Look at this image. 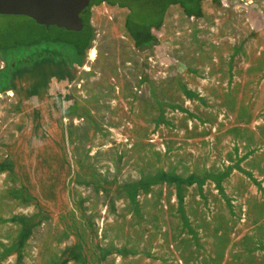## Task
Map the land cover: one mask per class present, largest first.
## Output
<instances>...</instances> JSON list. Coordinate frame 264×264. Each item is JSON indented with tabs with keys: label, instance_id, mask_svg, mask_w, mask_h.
Here are the masks:
<instances>
[{
	"label": "rangeland",
	"instance_id": "1",
	"mask_svg": "<svg viewBox=\"0 0 264 264\" xmlns=\"http://www.w3.org/2000/svg\"><path fill=\"white\" fill-rule=\"evenodd\" d=\"M200 6L136 48L129 10L93 5L80 64L26 57L0 92V264H264V0Z\"/></svg>",
	"mask_w": 264,
	"mask_h": 264
},
{
	"label": "trees",
	"instance_id": "2",
	"mask_svg": "<svg viewBox=\"0 0 264 264\" xmlns=\"http://www.w3.org/2000/svg\"><path fill=\"white\" fill-rule=\"evenodd\" d=\"M155 1H159L157 3L160 5L159 13L153 15L149 14L147 16L137 14L131 3L121 1L115 2L111 0H94L91 3V6L106 2V4L109 6L117 5L120 8H127L129 10V14L126 17L125 28L134 41V46L136 48H143L144 46L156 40L152 35L151 30L159 29L161 27L164 14L170 6L178 5L187 17L201 16L200 4L203 0H154V2ZM213 1L216 3L220 2V0ZM139 3H142V1H139ZM34 24L36 23L34 22ZM39 27L42 28V31L40 32L41 34L39 33L34 36H28L26 38H17V35L15 36L13 34L8 36L5 32L0 31L1 37L4 38L0 39V56L6 64L5 68L0 71V92L5 90L6 88V90L11 89L8 88L9 86H11L10 80L17 70L23 68V63L26 61L27 56L34 60L35 63L39 62V64H42V62L44 61H49V58L53 59V63L66 62V60L68 59L67 57H69V59L72 58V62L75 61L80 64L85 51L90 48V44L93 38V29L89 22V11H87V14L83 17V27L78 32L67 31L65 29H59L56 27ZM55 30H57V32L53 33ZM5 43H9V45L7 46L5 45ZM8 48L9 50L7 53L6 50ZM17 49L22 50L20 56L14 55L15 53H17V51H15ZM55 52L57 54H55ZM4 71L5 73H8H4L2 75L1 73ZM159 177L160 179H163L161 174H159ZM164 178L167 182L175 180L174 182H177L178 184L180 183L179 181H181L178 178H170L168 175L164 176ZM152 180L153 179H150V181ZM190 180H195V178H192ZM145 185V187H147V183H145ZM133 186L134 185H132L131 192H129L128 194L132 202L134 201V198L136 196V190ZM18 192L21 193L20 190ZM24 221L25 220H23V222ZM12 249L13 247L8 250L9 253ZM8 251H6L5 253H7Z\"/></svg>",
	"mask_w": 264,
	"mask_h": 264
},
{
	"label": "water",
	"instance_id": "3",
	"mask_svg": "<svg viewBox=\"0 0 264 264\" xmlns=\"http://www.w3.org/2000/svg\"><path fill=\"white\" fill-rule=\"evenodd\" d=\"M67 0H0V15L23 16L39 26L56 27L78 32L82 29V12L90 0L77 5L70 14L64 7Z\"/></svg>",
	"mask_w": 264,
	"mask_h": 264
},
{
	"label": "flooded vegetation",
	"instance_id": "4",
	"mask_svg": "<svg viewBox=\"0 0 264 264\" xmlns=\"http://www.w3.org/2000/svg\"><path fill=\"white\" fill-rule=\"evenodd\" d=\"M94 0H90L89 1V3L86 5V9L82 12V15H81V20H82V24H83V17L87 14V11H90V9H91V3L93 2ZM102 3H104V2H102ZM50 28V27H49ZM3 69V68H2Z\"/></svg>",
	"mask_w": 264,
	"mask_h": 264
},
{
	"label": "bare ground",
	"instance_id": "5",
	"mask_svg": "<svg viewBox=\"0 0 264 264\" xmlns=\"http://www.w3.org/2000/svg\"><path fill=\"white\" fill-rule=\"evenodd\" d=\"M95 54H96V53H95V51L93 50L91 55L95 57ZM91 58L93 59V57H91ZM9 95H10V94H9Z\"/></svg>",
	"mask_w": 264,
	"mask_h": 264
}]
</instances>
